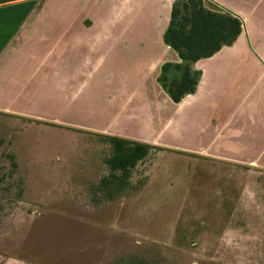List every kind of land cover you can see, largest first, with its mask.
<instances>
[{
	"label": "crops",
	"instance_id": "0c3cea01",
	"mask_svg": "<svg viewBox=\"0 0 264 264\" xmlns=\"http://www.w3.org/2000/svg\"><path fill=\"white\" fill-rule=\"evenodd\" d=\"M205 1L242 35L195 66L176 105L158 82L180 63L164 43L175 0H0V113L149 146L194 139L264 171V0Z\"/></svg>",
	"mask_w": 264,
	"mask_h": 264
},
{
	"label": "rangeland",
	"instance_id": "374dc122",
	"mask_svg": "<svg viewBox=\"0 0 264 264\" xmlns=\"http://www.w3.org/2000/svg\"><path fill=\"white\" fill-rule=\"evenodd\" d=\"M62 126L0 113V264H264V171L161 139L109 201L112 147Z\"/></svg>",
	"mask_w": 264,
	"mask_h": 264
},
{
	"label": "trees",
	"instance_id": "16d2710c",
	"mask_svg": "<svg viewBox=\"0 0 264 264\" xmlns=\"http://www.w3.org/2000/svg\"><path fill=\"white\" fill-rule=\"evenodd\" d=\"M242 31L239 19L205 0H175L164 43L178 55L180 63L164 65L158 81L174 104L179 105L196 93L202 73L195 66L232 48ZM104 139L113 151L107 161L110 174L101 181L98 191L114 201L131 187L132 173L156 148L119 138Z\"/></svg>",
	"mask_w": 264,
	"mask_h": 264
}]
</instances>
